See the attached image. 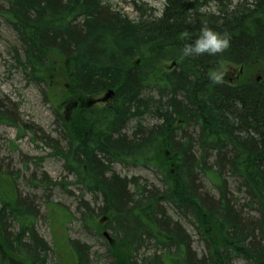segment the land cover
Segmentation results:
<instances>
[{"label": "trees", "instance_id": "1", "mask_svg": "<svg viewBox=\"0 0 264 264\" xmlns=\"http://www.w3.org/2000/svg\"><path fill=\"white\" fill-rule=\"evenodd\" d=\"M133 1L137 19L109 0H0V18L19 40L15 61L54 102L51 156L82 198L102 200L97 210L82 202L84 228L104 238L111 264H264V75H252L264 69V0H164L159 15ZM204 26L228 32L230 47L181 55L191 42L183 33L194 40ZM222 65L242 70L235 83L210 79ZM109 91L107 104H95ZM6 106L0 124L13 125ZM115 164L152 168L162 186L122 178ZM37 216L28 198L0 197V264L56 255ZM71 243L77 264H95L90 246Z\"/></svg>", "mask_w": 264, "mask_h": 264}, {"label": "rangeland", "instance_id": "2", "mask_svg": "<svg viewBox=\"0 0 264 264\" xmlns=\"http://www.w3.org/2000/svg\"><path fill=\"white\" fill-rule=\"evenodd\" d=\"M141 1L153 8L158 15L165 4L164 0ZM109 2L113 9L126 14L131 19L139 18L133 0H109ZM136 2L141 4L140 0ZM19 48L17 35L0 18V102L2 101L10 109L9 114L14 123L0 124V197L13 199L18 194L34 202L38 211L36 230L56 251V255L50 256L48 264H77V256L71 243L73 241L92 248V260L95 264H111L113 259L107 256L104 238L88 233L82 221L84 214L82 202H89L92 208L97 210L102 200L96 201L89 194H85L82 198L79 186L71 184L76 179L67 174L64 162L56 156H51L55 151L45 144V137L57 135L56 117L53 113L54 102L46 100L43 87L29 84L24 71L15 61V49L19 50ZM167 66L169 67L164 65L165 68ZM220 70L225 73L223 80L229 83H235L242 73L241 69L231 65H222L217 71ZM263 71L264 69L257 68L252 75L260 80L261 75H264ZM55 90L59 91V85L54 87L53 92H56ZM64 112H68L72 118L73 111L70 113L64 108ZM144 121L153 123L148 118ZM134 125L135 123L131 122L126 133H131ZM27 126L36 132V137L26 128ZM21 132L23 136L19 138ZM39 158L45 160L39 162ZM113 171L122 178L136 177L158 187L162 186L160 178L152 168L124 167L115 164ZM47 178L49 180H46ZM50 181L69 185L65 190L60 186L51 185ZM229 181L232 184V180ZM204 186L207 191L217 194L207 181H204ZM183 224L193 237V248L200 254L204 252V247L194 229L184 221ZM12 226L11 233L19 230L17 223H13ZM233 264L247 263L235 261Z\"/></svg>", "mask_w": 264, "mask_h": 264}, {"label": "clouds", "instance_id": "3", "mask_svg": "<svg viewBox=\"0 0 264 264\" xmlns=\"http://www.w3.org/2000/svg\"><path fill=\"white\" fill-rule=\"evenodd\" d=\"M183 36L191 41L190 43H185L181 49V55L184 57H198L204 54L216 56L230 47L232 39L228 32H217L206 26L201 27L199 35L194 40L188 32H184ZM224 76L225 73L220 70L213 72L210 79L215 83H221Z\"/></svg>", "mask_w": 264, "mask_h": 264}, {"label": "water", "instance_id": "4", "mask_svg": "<svg viewBox=\"0 0 264 264\" xmlns=\"http://www.w3.org/2000/svg\"><path fill=\"white\" fill-rule=\"evenodd\" d=\"M114 94H115V93H114L113 91H109V92L105 95V97H103L100 101L103 102V103H106V102H108L109 100L112 99V97L114 96ZM104 236L109 238V235H108L107 232L104 234Z\"/></svg>", "mask_w": 264, "mask_h": 264}, {"label": "bare ground", "instance_id": "5", "mask_svg": "<svg viewBox=\"0 0 264 264\" xmlns=\"http://www.w3.org/2000/svg\"><path fill=\"white\" fill-rule=\"evenodd\" d=\"M86 227V226H85Z\"/></svg>", "mask_w": 264, "mask_h": 264}]
</instances>
